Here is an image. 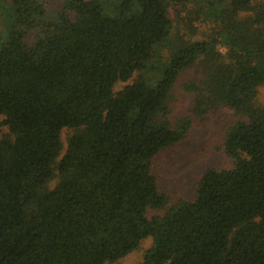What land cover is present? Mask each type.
<instances>
[{
  "label": "trees",
  "instance_id": "16d2710c",
  "mask_svg": "<svg viewBox=\"0 0 264 264\" xmlns=\"http://www.w3.org/2000/svg\"><path fill=\"white\" fill-rule=\"evenodd\" d=\"M8 2L0 264H111L147 239L139 264H264V0H67L52 20L42 0ZM177 85L195 116L238 120L223 140L233 169L170 203L152 166L192 128L171 118Z\"/></svg>",
  "mask_w": 264,
  "mask_h": 264
},
{
  "label": "rangeland",
  "instance_id": "374dc122",
  "mask_svg": "<svg viewBox=\"0 0 264 264\" xmlns=\"http://www.w3.org/2000/svg\"><path fill=\"white\" fill-rule=\"evenodd\" d=\"M42 1L48 12V19L52 20L56 12L63 9L67 0ZM8 3V0H0V46L6 41L12 27V15L7 8L9 6ZM178 15L176 9L170 11V18L173 20L175 27H178L181 35L188 38L191 33L183 28L181 23V20H184L187 14L182 13L180 18ZM200 27L199 30L201 32L205 31L203 26L200 25ZM192 38L196 39L197 37ZM173 41L174 39L171 42ZM220 50L221 52L225 51L223 48ZM165 53L164 49L155 55L151 64L152 67L160 66ZM152 69L156 71L157 68ZM152 72L151 74H153ZM137 77L138 74H135L131 81L118 83L115 91H120L124 86L131 84ZM171 96L172 120L189 118L192 120V128L183 141L161 152L154 158L152 172L157 178L159 189L169 195L170 203H174L179 199L192 201L195 198L198 183L207 170L233 169L234 162L225 154L223 140L227 127L238 120V117H236L234 111L226 107H221L199 117L195 116L193 114V95L185 93L179 85L174 88ZM256 101L258 105L264 106V87L259 89ZM69 135L70 132L68 130L63 131L62 139L64 144H66ZM57 180L58 178L52 180L49 186L53 187ZM149 214L152 216L156 213L150 211ZM150 246L151 239H147L137 251L111 264H139Z\"/></svg>",
  "mask_w": 264,
  "mask_h": 264
}]
</instances>
